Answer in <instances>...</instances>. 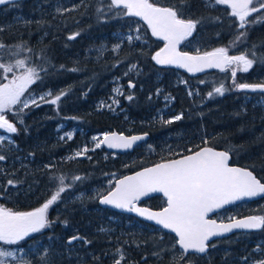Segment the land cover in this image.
<instances>
[{"label":"trees","instance_id":"16d2710c","mask_svg":"<svg viewBox=\"0 0 264 264\" xmlns=\"http://www.w3.org/2000/svg\"><path fill=\"white\" fill-rule=\"evenodd\" d=\"M154 2L182 8L185 18L201 19L191 43H182L183 51L196 53L197 49L204 52L228 47L239 31H245L238 29V18L222 5L209 8L204 0H186L183 5L180 0ZM97 7L98 0H23L0 7V42L9 47L8 53L0 50L3 60L14 63L15 59L29 57L33 65L48 61L44 65L48 74L41 73L43 81L30 86L31 95L38 98L51 91L54 97L61 90L70 89L57 105L41 103L40 107L24 109V123L16 124L17 134L0 131V135L11 136L13 141L0 143V154L6 156L5 161H0V204L14 210H32L55 191L58 181L52 177L64 176L67 184L78 175L82 179L75 181L62 194L61 202L49 209V219L56 221L52 227L33 234L20 247L32 252L48 249L55 264H115L121 254L122 264H172V252L165 251L160 258L154 253L171 249L174 236L132 216L101 208L99 196L106 194L121 176L205 146L231 149V164L252 170L264 183V95L238 91L233 84V79L236 83L264 81V63L260 62L264 57V22L248 27L247 39L229 48V55L249 53V58H253L250 54L255 52L257 62L249 72L239 71L232 78L229 67L224 72L189 76L154 64L151 57L163 43L152 38L143 23L136 18H114L112 14L98 17ZM65 8L75 10L57 11ZM138 26L145 43L121 40V36L130 34V28ZM76 32L80 35L69 40L68 36ZM120 42L118 53H107L102 59L85 56L87 48L110 47ZM16 45L22 49L10 58ZM132 64L137 68L124 75ZM60 65L80 71L61 70ZM15 71L19 74L18 69ZM8 75L10 78L12 74ZM129 80L135 88L128 87ZM6 82L0 74V83ZM118 83L125 84V93L115 97L113 89ZM221 84L227 89L224 95L209 97L208 93ZM127 95H132L133 100H127ZM165 97L171 102H166ZM113 98L119 100V106L101 107L102 102L111 104ZM13 113L7 114L10 121L14 120ZM181 114V120L163 123ZM202 130L206 133L198 134ZM114 131L125 135L146 133L149 138L126 154L95 148L94 137ZM69 132L71 140L60 139ZM85 147L89 151L76 157L75 153ZM9 179L20 183L15 188L8 186L4 192ZM141 205L153 210L165 206L159 196ZM253 215H264V197L229 207L214 218L220 222L228 217ZM75 235L91 243L78 240L69 245L67 241ZM233 235L210 243L215 247H209L202 256H192V264L256 261L255 249L264 248V230L236 234V238ZM33 264L38 261L34 259Z\"/></svg>","mask_w":264,"mask_h":264},{"label":"snow or ice","instance_id":"6c2138e0","mask_svg":"<svg viewBox=\"0 0 264 264\" xmlns=\"http://www.w3.org/2000/svg\"><path fill=\"white\" fill-rule=\"evenodd\" d=\"M15 0H0V5L14 4ZM186 0H180L183 5ZM206 7L224 5L230 8V15L238 18V35L230 42L228 47H218L211 51L201 52L197 49L195 54L187 51H181L180 45L184 42L191 43L193 33L201 19L185 18L182 8L175 5L163 7L154 2V0H98L96 13L98 17H106L112 14L114 18H138L151 30V35L164 41V46L154 53L151 57L157 65L176 66L186 69L190 73L202 72L206 68H219L225 71L227 68L235 66L232 70V77H236L237 69L242 72H249L257 62L255 52L242 53L239 55H229V48L243 43L247 39L246 29L251 25L264 22V0H204ZM75 8L60 11H73ZM251 17V19H249ZM216 19H219L217 17ZM3 31V29H0ZM130 34L126 39L129 44L139 41L142 37L139 35V26L129 30ZM137 33L136 35L131 34ZM80 33L76 32L68 36L69 40L75 39ZM121 45L114 46L113 51H118ZM15 51L11 57L19 54L21 45L14 46ZM0 50L4 53L9 52V47L0 42ZM103 50V49H102ZM101 50V51H102ZM31 51V49H26ZM264 63V57L260 58ZM45 63L33 65L29 57L15 59L14 63L5 62L3 55L0 54V74L6 83H0V130L7 134H17L19 129L16 124H23L22 113L24 109L30 107H40L41 103H50L57 105L63 96L70 89L61 90L53 97L51 91L39 96H32L30 86L38 81L42 82L45 75L48 74V68ZM49 66H51L49 64ZM137 68L132 64L124 75H128ZM19 70L16 74L15 70ZM61 70L69 72H78L79 68L65 69L60 65ZM8 74H12L9 78ZM203 83V81H201ZM233 84L237 90L259 92L264 94V81L258 83H236ZM135 84L129 80L128 87L135 88ZM118 95H123L120 88L113 90ZM227 89L223 84L215 87L214 94L223 96ZM159 92V90H158ZM26 93L28 95L26 96ZM189 96L192 95L190 91ZM49 97H52L49 99ZM23 98V99H22ZM132 95H127L126 99L133 100ZM151 99V97H149ZM169 99V97H165ZM112 104H119V100L113 98ZM112 104L101 107L112 108ZM15 112L13 113V110ZM8 113L14 114V120L7 118ZM182 119V114L171 119L163 121L165 124H171L174 121ZM143 136L126 137L123 134L110 133L105 134L103 139L98 140L96 148L107 145L108 148L131 149L137 141H141ZM65 137L72 139V133H65L60 139ZM93 139H96L95 137ZM13 143L11 136L0 135V143ZM207 143V141H205ZM89 151L87 147L75 153L76 157ZM190 154L179 155L176 159H166L153 167L145 168L136 172L134 175L125 176L116 180L111 191L99 196V203L102 205H111L116 209H121L129 213H136L148 221H154L155 224L163 229L174 233V244L171 249H161L154 253L160 258L165 251L172 252V264H181L187 261L192 264V256L195 254H204L209 247H215L210 241L215 237L231 233L234 229L242 230H264V215H253L244 218L228 217L227 221L210 219L209 214L216 210L223 209L226 205H231L244 198L264 196V183L254 175L252 170L247 168L231 166L229 150H216L213 147H203L196 151L188 150ZM90 158V157H89ZM6 156L0 154V161H5ZM50 167V166H46ZM58 181L53 194L41 206L32 210L20 211L6 207L0 204V264H33V260L38 264H55V258L49 253L48 249L32 252L30 249L25 251L20 247L26 239L32 238L33 234L42 232L46 228L52 227L56 222L49 219V209L61 202L62 194L73 187L75 181H80V176L72 178L73 183H65L64 176L52 177ZM19 181L9 179L4 188L7 191L8 186L15 188ZM150 193L162 194L165 198V206L158 211H153L147 207H139L138 202L142 197H147ZM3 196V192H0ZM67 225V221L63 222ZM104 231V229H101ZM82 240L85 244L91 241L75 235L69 238L67 243L71 245L73 241ZM8 246V247H5ZM15 246V247H13ZM261 252L260 246L255 249ZM19 253V255H18ZM124 259L121 254L115 264H122ZM247 260V257L244 258ZM253 264H264V259L253 261Z\"/></svg>","mask_w":264,"mask_h":264},{"label":"water","instance_id":"95a60500","mask_svg":"<svg viewBox=\"0 0 264 264\" xmlns=\"http://www.w3.org/2000/svg\"><path fill=\"white\" fill-rule=\"evenodd\" d=\"M19 1H23V0H15V2H19ZM15 2H14V3H15ZM2 6H4V5H0V7H2ZM223 6H224V5H223ZM224 7L228 8L227 6H224ZM228 9H230V8H228ZM136 19H137L138 21H140L138 18H136ZM140 22L144 24L143 21H140ZM144 25L147 27L146 24H144ZM147 28H148V27H147ZM148 30H149V33H150V35H151V30H150V29H148ZM151 36H152V35H151ZM152 38H154L155 40H159L158 38L153 37V36H152ZM159 41H161V40H159ZM161 42L163 43V45H162V47H163V46H164V41H161ZM181 46H182V44L179 46V47H180V50H181ZM162 47H161V48H162ZM181 51H183V50H181ZM189 53H190V52H189ZM192 54H195V53H192ZM153 62H154V61H153ZM154 64H155L156 66H158V67H161V68H170V69H174V70L180 71V72L185 73V74H187V75H189V76H194V75H198V74L205 73V72H224V71H221L219 68H206V69H205L204 71H202V72L190 73V72H188L186 69L178 68V67H176V66H162V65H157L155 62H154ZM238 91H241V90H238ZM247 92H250V91H247ZM255 93H259V92H255ZM259 94H262V93H259ZM263 95H264V94H263ZM0 131H3V130H0ZM114 132H115V131H114ZM110 133H113V132H110ZM110 133H107V134H110ZM115 133L123 134V133H119V132H115ZM123 135L126 136V137L137 136V135H125V134H123ZM138 135H139V136H143L144 134H138ZM103 136H104V135H103ZM103 136H102L101 139H103ZM148 138H149V136L146 135L145 138H144L143 140H141V141H137V142L133 145V147H132L131 149L108 148L107 145H102L101 147H102L105 151L110 152V153H113V154H126V153H128V152H131L136 146H138V145L142 144L143 142H145ZM216 150H217V149H216ZM187 155H188V154H187ZM178 158H179V157H178ZM175 159H176V158H175ZM229 163H230L231 166L239 167V166H236V165L231 164V158H230ZM154 165H155V164H154ZM154 165H151V166H148V167H145V168H150V167H153ZM145 168H141V169H139V170H137V171H134V172H132V173L126 174V175H124V176H121V177H119L118 179H122V178L125 177V176L134 175L136 172L142 171V170L145 169ZM241 168H242V167H241ZM118 179H116V180H118ZM116 180L114 181V184H115ZM114 184H113V186H114ZM111 189H112V188H111ZM111 189H110L109 191H111ZM156 196L162 197V198L165 200V198L163 197L162 194H159V193H150L147 197H142V198H141V200L138 202V206H139V207H145V206H142L141 203H143L144 201H146V200H148V199H150V198L156 197ZM263 197H264V196H257V197H252V198H244L243 200L236 201L235 203H233V204H231V205H226L223 209H219V210H216V211L213 212V213H210V214H209V218H210V219H214L213 217H214L217 213H219V212H221V211H223V210H225V209H227V208H229V207H232V206H234V205H238V204H241V203L254 202V201H257V200H259V199H261V198H263ZM98 205H99L101 208H107V209H110V210H112V211H114V212H117V213H121V214H126V215H129V216H132V217H134L135 219H138V220L141 221V222H144V223H146V224H149V225H153V226H155V227H158V228L162 229L164 232H166V233H168V234H170V235H172V236L175 235L174 233H171V232H169L168 230L163 229L161 226L155 224L154 221H148V220L144 219L143 217L138 216L136 213H129V212L124 211V210H121V209H116V208H114V207L111 206V205H102V204L99 203V201H98ZM151 210H153V209H151ZM159 210H160V209H159ZM153 211H158V210H153ZM247 217H248V216H247ZM243 218H244V217H243ZM225 222H228V221H225ZM249 231H256V230L234 229L231 233H227V234H225V235H223V236L213 238V239L210 241V243H212L213 241L218 240V239H222V238L229 237V236H231V235H233V234H236V233H240V232H249ZM73 242H74V241H73ZM206 253H207V252H206ZM206 253H204V254H206ZM204 254H196V255L202 256V255H204Z\"/></svg>","mask_w":264,"mask_h":264},{"label":"rangeland","instance_id":"374dc122","mask_svg":"<svg viewBox=\"0 0 264 264\" xmlns=\"http://www.w3.org/2000/svg\"><path fill=\"white\" fill-rule=\"evenodd\" d=\"M137 33H133V35H136ZM139 35L142 37V39L141 40H139V41H136L137 43H145L146 41L145 40H143V34H140L139 33ZM126 37H127V35H125V36H121V40H127L126 39ZM117 44H120V43H117ZM117 44H115V45H117ZM115 45H113V47H112V49H110V48H107V46H105V45H103V46H99V47H92V48H87V49H85V56H87L88 58L89 57H92V58H94V59H102L104 56H105V54H107V53H111V50H112V53H118V51L120 50H118V51H113V48H114V46ZM121 45V44H120ZM122 46V45H121ZM121 48V47H120ZM103 49V50H102ZM102 50V51H101ZM235 66H232V67H230L229 68V70H228V72L230 73V75H231V73H232V70H233V68H234ZM239 71L240 70H238L237 69V72H236V75H238V73H239ZM120 82V81H119ZM180 84H182V86H184L185 88H187L186 87V85L183 83V82H181ZM120 88L121 89V91L123 92V95H124V93H125V84H123V83H118V85L115 87V88ZM114 90V89H113ZM113 96H117V97H120V96H122V95H118L117 93H115L114 91H113ZM249 99V98H248ZM165 101L166 102H171V99H165ZM112 104V103H111ZM114 105V107H116V106H119V104H113ZM175 116H177V115H173V116H171L170 117V119L171 118H173V117H175ZM205 130H202V131H199L198 132V134H203V133H206V132H204ZM103 135H100V137L99 138H96V139H94V144H96L97 142H98V140H101V137H102ZM181 135H179L176 139H178L179 137H180ZM96 148V147H95ZM257 254H258V256L259 257H261L260 259H264V248L262 249V251L261 252H257ZM259 259V260H260ZM256 261H258V260H256ZM250 264H253V262L252 263H250Z\"/></svg>","mask_w":264,"mask_h":264},{"label":"flooded vegetation","instance_id":"af4514ba","mask_svg":"<svg viewBox=\"0 0 264 264\" xmlns=\"http://www.w3.org/2000/svg\"><path fill=\"white\" fill-rule=\"evenodd\" d=\"M223 6V5H222ZM224 7V6H223ZM226 8V7H225ZM226 9H228V8H226ZM229 11H231L230 9H228ZM112 53V52H111ZM115 54V53H114ZM233 78V77H232ZM205 147H207V146H205ZM203 148V147H202ZM188 154H190V153H188ZM184 155H187V154H184ZM218 214V213H217ZM214 218V217H213ZM215 219V218H214ZM219 222V221H218ZM225 222V221H224ZM257 231H259V230H256V231H249V232H240V233H236V234H238V235H249L250 233H253V232H257ZM236 234H234L233 235V237L234 238H236ZM232 236V235H231ZM256 245H259V243H255ZM263 244V243H262ZM261 257H259L258 256V259L257 260H259ZM250 263V262H249Z\"/></svg>","mask_w":264,"mask_h":264}]
</instances>
